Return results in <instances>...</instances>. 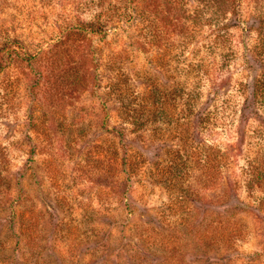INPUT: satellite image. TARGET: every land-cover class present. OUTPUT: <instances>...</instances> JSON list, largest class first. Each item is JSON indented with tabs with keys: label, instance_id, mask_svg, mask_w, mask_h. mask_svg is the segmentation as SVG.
I'll return each mask as SVG.
<instances>
[{
	"label": "rangeland",
	"instance_id": "rangeland-1",
	"mask_svg": "<svg viewBox=\"0 0 264 264\" xmlns=\"http://www.w3.org/2000/svg\"><path fill=\"white\" fill-rule=\"evenodd\" d=\"M258 80L264 0H0V264H264Z\"/></svg>",
	"mask_w": 264,
	"mask_h": 264
},
{
	"label": "trees",
	"instance_id": "trees-1",
	"mask_svg": "<svg viewBox=\"0 0 264 264\" xmlns=\"http://www.w3.org/2000/svg\"><path fill=\"white\" fill-rule=\"evenodd\" d=\"M242 93H246L248 89L247 84H240ZM252 106H257L260 103H264V82L258 80L255 82L254 89L252 90ZM249 108L247 110H244L243 117H247L249 114ZM234 137L239 141L241 137L244 138V140H247L246 137H249L250 133L246 130V123L240 122L236 125V130L234 133ZM236 140V141H237ZM245 143V141H242L240 143V146ZM236 144H233L231 147L234 148ZM263 158V160H262ZM228 159L227 153L217 154L215 157V160L213 161V164L211 165V169L214 173V175L221 173V168L225 166V161ZM249 169L247 170V174L249 175L248 181L246 183V187L252 191L253 193L256 190L263 189L264 188V153L262 154H256L254 158H251ZM259 201V205L264 207V197H262Z\"/></svg>",
	"mask_w": 264,
	"mask_h": 264
}]
</instances>
